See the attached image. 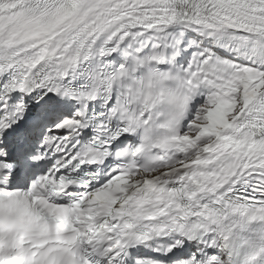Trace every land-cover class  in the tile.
Returning <instances> with one entry per match:
<instances>
[{"label": "snow or ice", "instance_id": "snow-or-ice-1", "mask_svg": "<svg viewBox=\"0 0 264 264\" xmlns=\"http://www.w3.org/2000/svg\"><path fill=\"white\" fill-rule=\"evenodd\" d=\"M0 264H264V0H0Z\"/></svg>", "mask_w": 264, "mask_h": 264}]
</instances>
